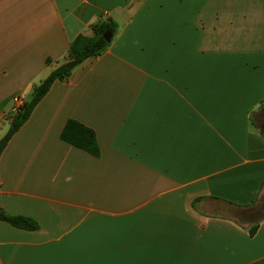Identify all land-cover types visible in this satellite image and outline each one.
<instances>
[{
    "label": "crops",
    "instance_id": "0c3cea01",
    "mask_svg": "<svg viewBox=\"0 0 264 264\" xmlns=\"http://www.w3.org/2000/svg\"><path fill=\"white\" fill-rule=\"evenodd\" d=\"M108 21L0 157V208L38 224L0 221V264H264V217L225 211L264 192V0H0V141Z\"/></svg>",
    "mask_w": 264,
    "mask_h": 264
},
{
    "label": "trees",
    "instance_id": "16d2710c",
    "mask_svg": "<svg viewBox=\"0 0 264 264\" xmlns=\"http://www.w3.org/2000/svg\"><path fill=\"white\" fill-rule=\"evenodd\" d=\"M117 24L113 21L104 22L95 28L93 37L79 36L71 45L70 62L78 65L91 57L100 56L109 46L104 38L106 33H115ZM72 69H68L66 65L61 66L46 78L40 85L34 88L31 100L23 103L16 114L11 118V127L6 136L0 141V157L11 140V138L20 130V128L30 118L34 108L46 96L52 85L58 80H64L71 74ZM62 139L72 146L83 150L93 156L100 155V149L96 133L91 128L74 120H69L62 131ZM0 221H4L13 227L24 230H36L38 224L31 218L24 216H13L7 214L0 208ZM257 228L254 227V232Z\"/></svg>",
    "mask_w": 264,
    "mask_h": 264
},
{
    "label": "rangeland",
    "instance_id": "374dc122",
    "mask_svg": "<svg viewBox=\"0 0 264 264\" xmlns=\"http://www.w3.org/2000/svg\"><path fill=\"white\" fill-rule=\"evenodd\" d=\"M17 111H12L10 114H8V117H13V115L16 114ZM264 129V128H263ZM226 212H231L234 215L240 216V221L247 220L250 223H254L257 221V219L264 217V192L262 193L260 199L256 204H254L250 208H236V207H226ZM224 211V212H225Z\"/></svg>",
    "mask_w": 264,
    "mask_h": 264
},
{
    "label": "water",
    "instance_id": "95a60500",
    "mask_svg": "<svg viewBox=\"0 0 264 264\" xmlns=\"http://www.w3.org/2000/svg\"><path fill=\"white\" fill-rule=\"evenodd\" d=\"M112 35H113L112 33H106V34L104 35L105 40H106L107 42H110L111 39H112ZM66 66H67L68 69H71V68L74 67V64H73V63H68Z\"/></svg>",
    "mask_w": 264,
    "mask_h": 264
},
{
    "label": "built area",
    "instance_id": "2783aa9c",
    "mask_svg": "<svg viewBox=\"0 0 264 264\" xmlns=\"http://www.w3.org/2000/svg\"><path fill=\"white\" fill-rule=\"evenodd\" d=\"M22 103L21 102H18V107L21 106ZM18 107L14 109V111H17L18 110Z\"/></svg>",
    "mask_w": 264,
    "mask_h": 264
}]
</instances>
